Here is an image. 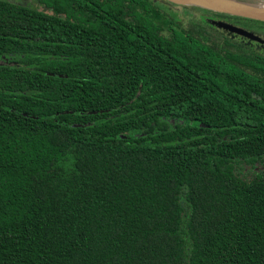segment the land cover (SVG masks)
<instances>
[{"label": "trees", "instance_id": "trees-1", "mask_svg": "<svg viewBox=\"0 0 264 264\" xmlns=\"http://www.w3.org/2000/svg\"><path fill=\"white\" fill-rule=\"evenodd\" d=\"M29 2L0 0V264H264V54L156 0Z\"/></svg>", "mask_w": 264, "mask_h": 264}, {"label": "rangeland", "instance_id": "rangeland-1", "mask_svg": "<svg viewBox=\"0 0 264 264\" xmlns=\"http://www.w3.org/2000/svg\"><path fill=\"white\" fill-rule=\"evenodd\" d=\"M13 2H22L31 0H10ZM178 3L170 1L166 3L164 0H156L172 18L177 25L181 26L186 31H192L198 38L209 45L216 44L220 47H225L230 50H237L239 48L252 50L264 54V44L255 43L240 35L232 34L221 28L217 23L222 21L217 15V12L202 7L199 5V0H181ZM32 4V3H30ZM259 7L264 9V1L260 2ZM231 19L230 17H227ZM224 19V18H223ZM225 22V21H223ZM227 23V22H225ZM237 24L249 31H252L264 40V24L260 21L246 20L241 18H233L232 22L228 24ZM204 32L205 35L201 34ZM201 34V35H200ZM226 42L235 44L234 46L228 45ZM262 44V45H260Z\"/></svg>", "mask_w": 264, "mask_h": 264}, {"label": "water", "instance_id": "water-1", "mask_svg": "<svg viewBox=\"0 0 264 264\" xmlns=\"http://www.w3.org/2000/svg\"><path fill=\"white\" fill-rule=\"evenodd\" d=\"M181 3V0H169ZM199 5L212 9L218 13L242 17L255 21L264 22V9L259 5L238 2L237 0H199ZM221 28L231 33L240 35L251 41L264 44V40L247 29L237 27L223 21L217 23Z\"/></svg>", "mask_w": 264, "mask_h": 264}, {"label": "flooded vegetation", "instance_id": "flooded-vegetation-1", "mask_svg": "<svg viewBox=\"0 0 264 264\" xmlns=\"http://www.w3.org/2000/svg\"><path fill=\"white\" fill-rule=\"evenodd\" d=\"M232 19L233 18H231V19H228L227 17H225L224 19H221L222 21H225V22H227V23H229V22H232ZM233 25L234 26H237V27H241V26H239V25H237V24H234L233 23ZM241 28H243V27H241ZM245 29V28H244ZM229 33H231V32H229ZM232 34H235V33H232ZM237 35V34H236ZM253 42V41H252ZM256 43V42H255ZM260 45H262V44H260Z\"/></svg>", "mask_w": 264, "mask_h": 264}]
</instances>
